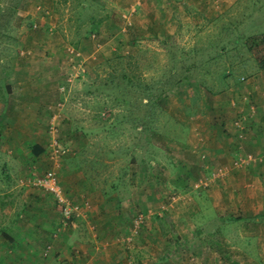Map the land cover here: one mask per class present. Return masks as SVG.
<instances>
[{
  "label": "rangeland",
  "instance_id": "obj_1",
  "mask_svg": "<svg viewBox=\"0 0 264 264\" xmlns=\"http://www.w3.org/2000/svg\"><path fill=\"white\" fill-rule=\"evenodd\" d=\"M259 32L264 0H0V264H199L203 224L255 263L264 218L219 198L264 177Z\"/></svg>",
  "mask_w": 264,
  "mask_h": 264
},
{
  "label": "crops",
  "instance_id": "obj_2",
  "mask_svg": "<svg viewBox=\"0 0 264 264\" xmlns=\"http://www.w3.org/2000/svg\"><path fill=\"white\" fill-rule=\"evenodd\" d=\"M181 4V2H178ZM153 19L156 22L157 17H153ZM156 24V23H155ZM213 153V152H212ZM216 154V153H214ZM258 168V167H256ZM261 171L264 172V164H262L261 167ZM244 173V171H243ZM241 173H237V177L240 176ZM257 178V177H256ZM256 178L252 179L251 183H244V179H242L241 181H237L232 183V187L233 189H231L232 193L235 192V188L239 189V188H244V190H240L238 192H241L240 194H246L245 198H240L239 196H236L231 199L230 197H220L219 201L220 204L222 203L223 205H234L235 207H243V211L246 212L248 215L242 216V218H240L239 216L237 218H232V220H240L242 219L244 224L246 225L243 228H247L244 231L245 235H242L245 238H249L251 236H255V232H252L248 229H250L252 227V225H254L253 222H256L255 220L257 219H261L262 217L264 218V204H261L260 199L256 198L258 197V195H263V189H264V177H261L263 180L259 181ZM247 179H250L249 177H247ZM242 184V185H241ZM256 191L259 194H256L255 197V193ZM237 192V193H238ZM210 196V194H209ZM204 197V199H207L209 205H212L211 201L216 202L215 204H219L217 200V197H215V201L212 197ZM223 199V200H222ZM230 200V201H229ZM252 212V213H251ZM259 212V213H258ZM205 212H203L204 214ZM258 213V214H257ZM263 214V215H262ZM204 216V215H203ZM186 215L184 216V218L180 219V221L185 220ZM190 220V219H188ZM192 220V219H191ZM204 223H206L208 221L207 216H204ZM186 222H190V221H186ZM219 219H214V223H218ZM227 222V221H226ZM252 224V225H249ZM205 226V224L199 226L196 228V231H198L197 234H199L200 236H202V240H204L203 242L201 241V249L199 250V253L201 254L200 259H197V262L199 264H212V260H211V255H217L216 260L219 261H223L224 264H264V247H262L261 249H259V253H260V257L253 259L252 262L255 263H251L250 261V257L248 256L250 253L251 249H248V246L243 247V252L244 254L242 255V259H238V258H233L232 256L229 254L231 253V250L229 249V246H223V248H221L218 244L221 243L222 241H225V233L223 232L222 228V224L219 225L217 224L213 229H207L203 227ZM261 231L263 232H259L258 234L264 235V229H262ZM250 239H247V241L249 242ZM215 242V245H214Z\"/></svg>",
  "mask_w": 264,
  "mask_h": 264
},
{
  "label": "trees",
  "instance_id": "obj_3",
  "mask_svg": "<svg viewBox=\"0 0 264 264\" xmlns=\"http://www.w3.org/2000/svg\"><path fill=\"white\" fill-rule=\"evenodd\" d=\"M243 45L247 47V50L249 52H252L254 54V56H256V60L258 62H260V66L259 67L264 69V32H259V33H256V34L249 35L246 38V40L244 41ZM158 98H159V94H158ZM160 100L161 99H159V101ZM26 150L29 152V155L31 157H37L39 154L44 152V147L40 143H32V144L29 145V147L28 146L26 147ZM25 151H24V154H25ZM20 154H21V152H20ZM117 218H118V216L113 218V220L108 222V224L105 226L106 228L108 227L109 232H110L109 234H114L115 233V229L117 227L116 226V219ZM158 219H159L158 220V224L160 226L159 227L160 228V232L162 234H165L166 233L165 224L168 223V220L164 221L165 223H162L161 219L160 218H158ZM230 219H231V217H230ZM162 220H163V218H162ZM141 222L142 223L144 222V218L141 219ZM167 227L169 229H171L169 223H168ZM197 233H198V231H196L195 234H197ZM3 237L8 239L9 241H13L14 240V238L9 233H4L3 232ZM167 257H170V256L168 254L160 255V261L165 259V258H167Z\"/></svg>",
  "mask_w": 264,
  "mask_h": 264
},
{
  "label": "built area",
  "instance_id": "obj_4",
  "mask_svg": "<svg viewBox=\"0 0 264 264\" xmlns=\"http://www.w3.org/2000/svg\"><path fill=\"white\" fill-rule=\"evenodd\" d=\"M250 158H251V155L248 154V159H250ZM51 176L52 175L47 174V175L40 177V179H38V183H36V185L44 187V189L47 190L49 193H51L52 195H55L57 200H59L61 202L60 203L62 205L61 209H63L64 214L66 215V217H69V215H68L69 212H71L73 210H77L78 205H74L72 207V209H70L69 206H71V204H69L67 202V200H65V196L62 193L61 188L58 185H56L55 179Z\"/></svg>",
  "mask_w": 264,
  "mask_h": 264
}]
</instances>
